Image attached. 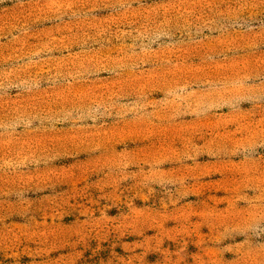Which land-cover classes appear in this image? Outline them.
Wrapping results in <instances>:
<instances>
[{
  "label": "rangeland",
  "instance_id": "374dc122",
  "mask_svg": "<svg viewBox=\"0 0 264 264\" xmlns=\"http://www.w3.org/2000/svg\"><path fill=\"white\" fill-rule=\"evenodd\" d=\"M0 264H264V0H0Z\"/></svg>",
  "mask_w": 264,
  "mask_h": 264
}]
</instances>
